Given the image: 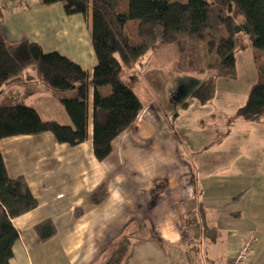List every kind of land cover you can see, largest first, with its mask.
Segmentation results:
<instances>
[{"label": "crops", "instance_id": "1", "mask_svg": "<svg viewBox=\"0 0 264 264\" xmlns=\"http://www.w3.org/2000/svg\"><path fill=\"white\" fill-rule=\"evenodd\" d=\"M17 1L0 0V37L11 43L37 42L43 51H58L91 73L96 56L85 15L66 14L60 2ZM147 78L150 87L161 90L148 89L154 95L146 102L140 99L137 119L112 141L103 160L92 151L91 118L88 138L75 146L58 143L51 132L0 139L8 175L23 176L38 200L35 208L10 219L19 233L10 264H101L123 236L131 247L122 264H187L192 237L182 227V215L197 199L208 224L219 230L217 241L201 242L207 257L213 255L210 245L222 240L221 264H227L253 229L258 240L244 264H264V226L260 231L247 215L250 201L264 205V114L260 120H227L234 118L256 80L252 48L236 52V77L218 78L210 103L193 99L198 80L184 88L186 98L176 101L169 93L156 96L161 83L156 76ZM8 93L33 105L42 119L70 124L33 70L3 84L0 98ZM176 128L184 136L182 154ZM256 174L257 185L251 183ZM102 188L105 199L91 203L90 194ZM44 219L53 221L56 234L42 241L34 226ZM191 264L202 263L194 258Z\"/></svg>", "mask_w": 264, "mask_h": 264}, {"label": "trees", "instance_id": "2", "mask_svg": "<svg viewBox=\"0 0 264 264\" xmlns=\"http://www.w3.org/2000/svg\"><path fill=\"white\" fill-rule=\"evenodd\" d=\"M17 2L28 4L27 0ZM37 2H60L66 14L87 17L96 64L89 73L58 51H43L37 42L11 43L0 37V87L31 67L70 120V124H62L42 119L33 105L8 93L0 98V139L51 132L58 143L75 146L88 138L91 118L92 151L96 159L103 160L112 150V141L137 119L142 109L132 80L135 65L149 50L167 45H175L178 51V57L172 61L174 71L205 76L193 90V99L200 103L212 100L218 78L236 77V52L251 47L256 80L235 116L260 120L264 114V0ZM192 41L203 45L200 62L187 50ZM105 87L108 92L103 91ZM106 195L105 189H98L90 194L89 201L100 203ZM37 205L25 178L8 175L0 152V264H10L12 245L19 236L10 219ZM80 213L81 209L75 211V215ZM182 227L192 237L186 250L187 264H191L200 254L201 242L217 241L219 230L208 224L199 199L183 213ZM34 231L44 241L56 234V227L51 219H44L35 224ZM130 247V239L121 237L112 243L101 264H122Z\"/></svg>", "mask_w": 264, "mask_h": 264}, {"label": "rangeland", "instance_id": "3", "mask_svg": "<svg viewBox=\"0 0 264 264\" xmlns=\"http://www.w3.org/2000/svg\"><path fill=\"white\" fill-rule=\"evenodd\" d=\"M180 1H185V0H180ZM187 47H188L187 48L188 51L191 50L190 52H192L193 57L196 59V61L200 62L199 58L203 52V45L199 42L192 41V42H188ZM177 57H178V51L175 45H167L165 47H158V49L149 50L144 55V57L140 60V62L135 65L134 70L132 72V80L135 83L134 90L136 91L137 95L140 97L142 101L146 102L149 100L151 95H154V92L148 91V89L149 90H152V89L161 90L159 88L150 87L147 76L149 77L156 76L158 78L159 83H161L159 85H161L162 91H158V92L156 91L157 93V95L155 93L156 96L161 98V97H164L165 93L167 94L169 93L168 97L170 99L174 98L176 101L177 99H182V98L187 97L188 94L184 93L183 90L186 87L190 88L192 81L198 80L197 82L199 83V81L205 78L204 75H197V74H190V73L174 71L172 69V61H174ZM28 71L32 72V68L28 67L27 69H25V71H22V72H24L25 74ZM223 78H228V77H223ZM198 83L196 85H198ZM236 83L237 82L233 84H236ZM159 85L154 84V87H158ZM103 91L108 92L109 88L105 87ZM215 91H216V85H215ZM2 93H5V90ZM210 102L211 101H209L208 103ZM89 106H90L89 108L91 109V99L89 100ZM233 116L234 118L232 117V119H227V120H235V118H238V117H235V114ZM262 116L263 115H261V117ZM232 124H234V122ZM172 130H174V128H172ZM234 132L235 131H232V133ZM176 133L179 136L178 139H180L181 141L180 143H182V146H183L180 150L182 154V152H184L182 151L184 148V140L182 139V137L184 136L181 132L177 130V128H176ZM207 149H209V146H207ZM263 156H264V153H263ZM256 167H257V163H256ZM260 168L261 170L264 171V163L260 165ZM211 179L213 180L214 178L211 177ZM258 182H259V178L257 177V174H256V176L253 177V180H251V183H255L257 185ZM248 211H251V213L247 212V215H251L252 218L255 219L256 223L260 226V231L263 230L262 227L264 226V205L257 206L252 201H250ZM205 242L206 244H209V241L205 240ZM222 242L223 241L221 240L220 242L210 245V251L211 253H213L212 256L210 255L211 259L207 257V251L204 246H203L204 250H201L199 252L200 254L198 255L197 259L201 261L202 264H221L223 260L222 256L224 255L223 250H225L223 249L225 248V245H222ZM191 254L195 256V252H192ZM174 263L176 264L175 261Z\"/></svg>", "mask_w": 264, "mask_h": 264}, {"label": "built area", "instance_id": "4", "mask_svg": "<svg viewBox=\"0 0 264 264\" xmlns=\"http://www.w3.org/2000/svg\"><path fill=\"white\" fill-rule=\"evenodd\" d=\"M257 240L255 231L253 229L248 230L227 264H244L256 245Z\"/></svg>", "mask_w": 264, "mask_h": 264}]
</instances>
